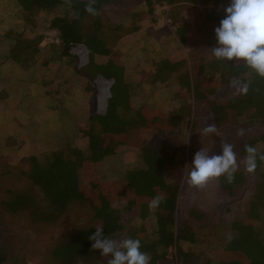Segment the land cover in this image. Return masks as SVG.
Masks as SVG:
<instances>
[{
    "label": "rangeland",
    "instance_id": "1",
    "mask_svg": "<svg viewBox=\"0 0 264 264\" xmlns=\"http://www.w3.org/2000/svg\"><path fill=\"white\" fill-rule=\"evenodd\" d=\"M226 7L214 6L212 2L204 4L202 0L156 6L153 23L145 0L116 2L105 10L101 18L110 45L113 41L112 26L114 23L123 24L126 34L115 46L119 54L117 59L124 63L126 81L135 89L134 109L148 108L146 113L149 118L147 126L131 131L126 144L117 147L113 155L102 162L88 161L85 164L82 169L86 183L83 193L87 199L71 204L64 213H57L30 179L31 159L43 162L58 147L80 148L86 143L73 123L78 122V129L86 127L95 107V93L85 89L88 83L85 79L60 70L59 64L45 66L48 53L38 58L34 73L19 72L17 68L12 70L7 64L3 67L6 78L0 80V95H7L11 114L0 112V203L4 197H12L13 194L30 195L35 199L34 207L16 213L0 205V258H6L4 264H61L54 250L75 233L102 226L101 221L94 219L93 205H99L104 198L113 199L120 195L125 175L129 171L145 168L142 152L150 147H161L168 156L175 154L178 158L172 159L175 164L164 169L167 182L180 187L172 230L176 237L182 235L179 229H189L192 234L166 250L159 248V253L166 252V258L157 264H188L184 262L187 254L193 255L189 257L190 264H218L222 260L221 251L233 237L232 225L247 216L257 192L260 174L264 171L247 173L243 162L246 156L244 142L261 139L264 122L249 113L240 116L232 111L226 123L218 128L219 136H205L202 134L205 126H216L210 111L212 105L226 104L243 90V83L237 78H226L222 83L210 82L209 87L217 91L198 103L193 95L176 85L178 81L185 80L182 78L185 72L198 82L218 79L207 67L216 59L211 49L217 46L215 28L219 27L218 22L211 20V15L213 11L225 13ZM23 15L14 0H0V37L10 31L26 30L33 36L44 33L45 48L58 44L57 32L46 30L47 20H51L53 15L38 14L31 29L25 27ZM137 27L140 30L135 31ZM98 60L106 61L103 58ZM86 61L87 58L83 57L81 64ZM237 63L232 62L233 65ZM34 77L42 79L44 88L39 89L37 84L32 87L24 84ZM25 91L31 97L25 98L22 103L19 93ZM40 92L50 93L55 100L35 103L32 97ZM42 104L53 105L56 109L42 111L34 117L28 115L34 110L32 107H41ZM3 105L0 102V111ZM189 105L193 110L192 121L198 125L197 130L193 134L190 129H183L180 134L174 130L162 134L159 128L163 126L164 119L166 121L167 116L177 114L181 106ZM154 113H159L161 117L150 116ZM239 130H243L242 136L237 135ZM222 143L233 145L237 172L244 173L245 182L229 191L223 189L221 176L210 180L203 189L189 187L187 177L196 152L203 148L210 155H219ZM263 146L261 141L254 147L261 151ZM84 155L89 156L90 151L85 150ZM145 202L144 198L134 200L132 208L121 214L123 230L113 235V240L134 237L144 241L158 240L155 212L142 218ZM256 228L264 242V223L256 225ZM89 264H107V258L102 257L99 251Z\"/></svg>",
    "mask_w": 264,
    "mask_h": 264
},
{
    "label": "trees",
    "instance_id": "2",
    "mask_svg": "<svg viewBox=\"0 0 264 264\" xmlns=\"http://www.w3.org/2000/svg\"><path fill=\"white\" fill-rule=\"evenodd\" d=\"M14 1L24 14L23 21L26 28H32L38 14L53 15L51 20H47L46 30L57 32L58 44L54 43L45 48L43 47L46 39L44 33L33 36L31 32L26 33V30L10 31L1 36L0 45L4 47L0 48V58L2 57L0 80L4 78L2 77L4 65L8 64L12 70L17 68L19 72L33 71L34 73L38 58L48 53L45 66L59 64L60 70L85 79L88 82L85 89L95 93L93 99L95 107L93 114L88 117V124L76 130L78 135L83 136V141L86 143L80 148L58 147L43 162L37 158L31 159L33 168L30 179L40 188L50 202V206L57 213H64L71 204L87 199L83 193L86 183L83 181L82 169L85 164L88 161L102 162L103 159L113 155L117 147L126 144L131 131L147 126L149 116L147 117L146 109L148 108L134 109L132 100L135 89L126 81L124 63L117 59L119 54L115 46L126 34L123 31V24L114 23L112 26L111 40L113 41L110 45L101 18L105 10L113 3L134 0H95L92 6L99 13L98 15H92L86 11L90 0ZM181 1L185 0H145L148 13L153 18L152 23L155 22L156 6L164 7ZM207 2H212L214 6L230 4V0H202L204 4ZM211 16V20L220 24L225 13L213 11ZM176 29L179 31L178 28ZM138 30H140L139 27L135 29V31ZM180 32L183 34V30ZM83 57H86L87 61L81 64ZM98 58L106 59V61L101 62ZM232 62L234 61L229 63V61L215 59L207 65L215 75L214 78L218 76V79L214 81L198 82L185 72L182 77L185 80L178 81L176 85L185 93L193 95L195 102L198 103L205 101L209 95L217 91L209 87L210 82L222 83L226 78H237L243 83V90L226 104L212 105L210 111L217 129L226 123L229 112L232 111H236L240 116L249 113L255 119L264 122V78L256 75L242 61L237 65H233ZM171 68L176 69L175 66ZM36 81L37 77H34L26 84L32 87ZM19 94L22 100L25 99L26 91ZM0 102L5 104L0 112L7 113L9 103L6 94L0 95ZM179 109L177 114L167 116L166 121L164 119L163 126L159 128L162 134L171 133L173 130L176 134H180L183 129H190L189 131L193 134L197 130V123L192 121L191 106H181ZM150 116L161 117L159 113L150 114ZM76 138L79 139L78 136ZM261 141L264 143V135L258 140H246L244 144L255 146ZM85 150L90 151L87 157L84 155ZM243 151L246 153L245 147ZM257 153L258 156L264 154V146L261 151L257 150ZM142 158L145 168L129 171L125 175L120 195L114 196L113 199L104 198L99 205H93L94 219L101 221L103 235L112 239L113 235L123 230L121 214L132 208L134 200L146 199L142 207V218L145 219L149 213L155 212L158 240H138L141 244L140 250L150 255V264H157L166 258V252L159 253V248L166 250L192 234L189 229L185 231L179 229L182 235L176 237L172 230L180 187L179 184L171 185L167 182L164 169L166 166L175 164L172 159H176V155L168 156L161 147H150L143 150ZM263 169L264 161L258 158L255 172ZM244 182L245 176L242 172H236L231 183L224 176L221 179L223 189L229 191ZM157 195L162 197V202L155 210H150L149 203ZM88 199L90 200L89 197ZM0 205L16 213L34 207L35 199L30 195L13 194L12 197H4ZM261 223H264V171L260 174L257 192L250 203L247 216L232 225L233 237L222 249V260L218 264H264V242L256 228V225ZM95 231L96 228L91 227L75 233L62 246L54 250L55 257L61 264L92 263L99 252L92 249L93 242L89 240ZM189 257L192 258L193 255L187 254L184 258L185 263H191ZM5 261V257L0 258V264H4Z\"/></svg>",
    "mask_w": 264,
    "mask_h": 264
},
{
    "label": "clouds",
    "instance_id": "3",
    "mask_svg": "<svg viewBox=\"0 0 264 264\" xmlns=\"http://www.w3.org/2000/svg\"><path fill=\"white\" fill-rule=\"evenodd\" d=\"M94 2L90 0L86 11L98 15L92 6ZM215 38L217 46L211 52L217 60L242 61L256 75L264 78V0H230L225 8V17L215 28ZM202 134L220 135L214 124L205 126ZM243 134V130L237 132V135ZM221 149L219 155H210L203 148L196 152L187 177L189 187L203 189L210 180L221 176L229 183L233 181L238 170L236 153L229 143H222ZM245 152V171L254 173L257 159L264 161V154L258 156L257 149L251 145L245 146ZM161 202V196L153 197L149 209L155 210ZM103 232L102 227H97L89 240L93 242L92 249L99 250L101 256L107 258V264H150L151 257L140 250L138 239L116 241L105 237Z\"/></svg>",
    "mask_w": 264,
    "mask_h": 264
},
{
    "label": "crops",
    "instance_id": "4",
    "mask_svg": "<svg viewBox=\"0 0 264 264\" xmlns=\"http://www.w3.org/2000/svg\"><path fill=\"white\" fill-rule=\"evenodd\" d=\"M2 77L5 78V75H2ZM24 84H26V83H24ZM36 84L39 85V89L40 88H44L42 86V79L40 77L37 79ZM30 97H31V95H27L26 94V97H24V98H30ZM32 98L34 99V102L35 103H37V101L40 102V103H42V102H47V101H51L52 102L53 100H55V96H52L50 93H46V92H44V93H42V92L35 93V97H32ZM23 100L21 99L20 101L22 102ZM3 106H5V104ZM33 108H34V110H32L31 114L30 113L28 114V115H30V117H34L35 114L41 113L42 111H47L48 109H50L51 111H55V109H56V107L53 108V105H50L49 106V105H43V104L41 105V107L38 106V105H36ZM17 110L19 111V109H17ZM7 113L11 114V111H8ZM33 113H34V115H32ZM73 125H74V123H73ZM75 128L78 130V123L77 122L75 123Z\"/></svg>",
    "mask_w": 264,
    "mask_h": 264
}]
</instances>
